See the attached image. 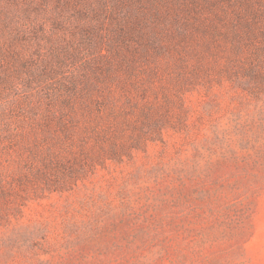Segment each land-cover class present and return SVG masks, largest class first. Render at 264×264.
Here are the masks:
<instances>
[{"label":"rangeland","instance_id":"rangeland-1","mask_svg":"<svg viewBox=\"0 0 264 264\" xmlns=\"http://www.w3.org/2000/svg\"><path fill=\"white\" fill-rule=\"evenodd\" d=\"M227 46L160 70L136 106L118 94L102 144L77 125L4 141L0 264H264V39Z\"/></svg>","mask_w":264,"mask_h":264},{"label":"trees","instance_id":"trees-1","mask_svg":"<svg viewBox=\"0 0 264 264\" xmlns=\"http://www.w3.org/2000/svg\"><path fill=\"white\" fill-rule=\"evenodd\" d=\"M255 4L0 0V99L9 89L22 93L15 108L0 105V145L14 144L24 124L31 128L19 132L23 137L38 129L69 136L77 125L100 143L105 133L98 122L114 116L121 92L129 107L136 106L132 92L146 94L147 82L160 70L179 77L187 55L228 44L235 52L245 41L263 40ZM145 106L137 114L148 119Z\"/></svg>","mask_w":264,"mask_h":264}]
</instances>
